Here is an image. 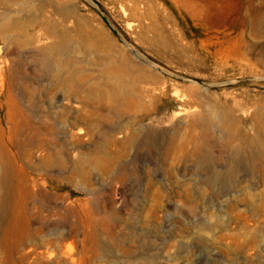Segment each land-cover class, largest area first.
Segmentation results:
<instances>
[{
  "label": "rangeland",
  "instance_id": "1",
  "mask_svg": "<svg viewBox=\"0 0 264 264\" xmlns=\"http://www.w3.org/2000/svg\"><path fill=\"white\" fill-rule=\"evenodd\" d=\"M181 1L0 0V264H264V0Z\"/></svg>",
  "mask_w": 264,
  "mask_h": 264
},
{
  "label": "bare ground",
  "instance_id": "2",
  "mask_svg": "<svg viewBox=\"0 0 264 264\" xmlns=\"http://www.w3.org/2000/svg\"><path fill=\"white\" fill-rule=\"evenodd\" d=\"M132 3V10L139 12L141 0H130ZM178 2V5H185L181 0H174ZM195 9V8H194ZM131 10V18L134 17V12ZM196 10V9H195ZM203 10V5L201 4V8L199 7V11ZM138 14V13H137ZM126 15V13H125ZM145 16V15H144ZM141 18V17H140ZM28 19V18H27ZM142 19V18H141ZM143 20V19H142ZM36 20H31V23H34ZM137 22V20H136ZM36 24V23H35ZM75 25V29H71L70 27ZM135 24V23H134ZM133 27V26H132ZM143 28V27H142ZM44 32L35 36L33 40H31L32 44L37 43L38 50L34 55L35 61L38 62V66H40V70L42 69L45 73L50 71L51 65L54 62H58L59 59L63 55L66 54L71 48V44L73 36H77L81 42L87 43L89 45L95 46L97 48H106L108 47V43L106 42V31L104 29H100L96 27L90 20H87L79 15L76 8L74 7H66L62 10L61 20L59 22L48 20L44 26ZM75 32V33H74ZM44 39H55V42L52 44H42ZM54 41V40H53ZM108 41V40H107ZM30 42V43H31ZM110 42V40H109ZM111 43V42H110ZM111 45V44H110ZM36 46V45H35ZM37 47V46H36ZM36 68V67H35ZM58 79L68 85L73 83L72 79H63L58 76ZM83 80H87L88 76L85 75L82 78ZM106 90L104 91V99L106 104L108 105H118L121 103V98L123 96L122 88L110 80L105 82ZM96 93V91H94ZM12 100V99H11ZM95 100H91L94 102ZM7 118L9 120H19L24 116L23 110L16 106V103L12 101V107H7ZM228 127L232 128L235 126V121L231 118L228 120ZM52 130H56V127L51 126ZM44 257L48 260L51 258V254L47 253ZM32 264V262L30 263Z\"/></svg>",
  "mask_w": 264,
  "mask_h": 264
}]
</instances>
